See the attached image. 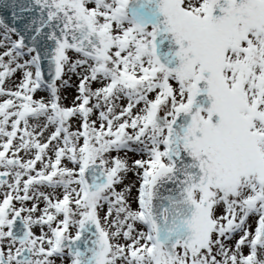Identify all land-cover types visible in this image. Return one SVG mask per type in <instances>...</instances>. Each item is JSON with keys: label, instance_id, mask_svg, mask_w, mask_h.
<instances>
[{"label": "snow or ice", "instance_id": "6c2138e0", "mask_svg": "<svg viewBox=\"0 0 264 264\" xmlns=\"http://www.w3.org/2000/svg\"><path fill=\"white\" fill-rule=\"evenodd\" d=\"M0 49V264H264V0H0Z\"/></svg>", "mask_w": 264, "mask_h": 264}, {"label": "rangeland", "instance_id": "374dc122", "mask_svg": "<svg viewBox=\"0 0 264 264\" xmlns=\"http://www.w3.org/2000/svg\"><path fill=\"white\" fill-rule=\"evenodd\" d=\"M0 50H2V49H0ZM17 75H19V74H17ZM71 83H72V86L71 87H68L66 89H63L61 91V95L62 96H64L65 94H67V99L63 100V103H65V104L71 103V100L73 98V95L75 94L76 85L78 84V78L75 75H73L71 77ZM122 103H123V101H122ZM129 156L132 157V158H135V154L134 153H129ZM135 179H136V177L133 175V173L132 172H129L128 173V178L125 180V183H128L129 181L135 180ZM118 187H122V185H118ZM132 192H133V195H134L135 192H136L135 187L132 189ZM34 231H38V229L34 228ZM57 260H58V258H57Z\"/></svg>", "mask_w": 264, "mask_h": 264}]
</instances>
